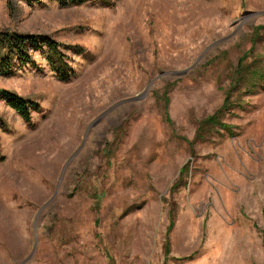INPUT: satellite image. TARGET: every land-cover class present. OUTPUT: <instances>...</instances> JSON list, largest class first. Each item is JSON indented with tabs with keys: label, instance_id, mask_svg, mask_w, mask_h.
Returning <instances> with one entry per match:
<instances>
[{
	"label": "rangeland",
	"instance_id": "rangeland-1",
	"mask_svg": "<svg viewBox=\"0 0 264 264\" xmlns=\"http://www.w3.org/2000/svg\"><path fill=\"white\" fill-rule=\"evenodd\" d=\"M7 32L75 76L0 75L39 106L0 100V264H264V0H0Z\"/></svg>",
	"mask_w": 264,
	"mask_h": 264
},
{
	"label": "trees",
	"instance_id": "trees-1",
	"mask_svg": "<svg viewBox=\"0 0 264 264\" xmlns=\"http://www.w3.org/2000/svg\"><path fill=\"white\" fill-rule=\"evenodd\" d=\"M61 6L79 5L86 0H57ZM63 45L45 36L20 35L13 32L0 33V75L9 74L15 66L24 68L34 63L31 57L33 51H41L47 57V63L59 80L69 82L75 76L70 65L69 57L62 52ZM247 66H239V72H245ZM0 100L16 111L27 123L32 120L31 111L39 106L26 101L20 96L7 90H0ZM0 154V160H2Z\"/></svg>",
	"mask_w": 264,
	"mask_h": 264
}]
</instances>
